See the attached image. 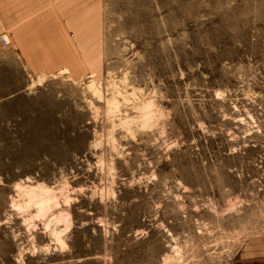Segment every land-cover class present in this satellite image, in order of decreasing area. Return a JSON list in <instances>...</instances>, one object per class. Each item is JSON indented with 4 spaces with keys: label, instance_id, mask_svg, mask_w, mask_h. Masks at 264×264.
Here are the masks:
<instances>
[{
    "label": "rangeland",
    "instance_id": "374dc122",
    "mask_svg": "<svg viewBox=\"0 0 264 264\" xmlns=\"http://www.w3.org/2000/svg\"><path fill=\"white\" fill-rule=\"evenodd\" d=\"M50 2L86 18L0 102V264H231L264 234V0Z\"/></svg>",
    "mask_w": 264,
    "mask_h": 264
},
{
    "label": "crops",
    "instance_id": "0c3cea01",
    "mask_svg": "<svg viewBox=\"0 0 264 264\" xmlns=\"http://www.w3.org/2000/svg\"><path fill=\"white\" fill-rule=\"evenodd\" d=\"M50 1L54 0H0V34L10 41L8 46L0 41V102L28 90L31 77L41 72L40 66L54 65L50 60H55L57 44L64 40L66 11H72L68 17L73 26L79 19L83 25L86 15L81 16L79 8ZM93 30L96 35V26ZM65 69H70L67 64L59 73ZM231 264H264V234L247 238Z\"/></svg>",
    "mask_w": 264,
    "mask_h": 264
},
{
    "label": "bare ground",
    "instance_id": "6f19581e",
    "mask_svg": "<svg viewBox=\"0 0 264 264\" xmlns=\"http://www.w3.org/2000/svg\"><path fill=\"white\" fill-rule=\"evenodd\" d=\"M5 37L7 38V36L5 35ZM97 83L95 81H91L90 85H87V87H89L90 89H92V92L97 95V98L99 96V98L101 97V93H100V89L99 87H97L96 85ZM114 87V86H113ZM116 87V86H115ZM134 93V92H133ZM127 97V96H126ZM127 99V98H124ZM109 103V111H113V109L117 108L118 106V100L114 97H110V100H108ZM150 103V104H149ZM108 105V104H107ZM146 105V104H145ZM143 106V112L145 111V113L142 114V116L145 119V123H144V119L142 120L143 123L145 125H147L146 123H150L151 119L153 120V113L150 110V106H151V102H148L146 106ZM149 106V107H148ZM138 107V106H137ZM122 119H120L121 121ZM134 120V119H133ZM128 121V120H125ZM124 121V123H125ZM130 121V120H129ZM123 122V121H122ZM121 122V124H122ZM131 122V121H130ZM127 124V123H125ZM144 125V126H145ZM128 126V125H127ZM129 129V128H128ZM18 188L20 189L19 192L23 195V197L25 198L24 200V207L27 209V207L31 204L36 205V207L38 208V212L37 213H44L46 208L48 207V205L50 204V202H52V200L56 199L57 197L54 196V194L52 193V190L43 184H37V185H32V184H24V185H19ZM56 197V198H55ZM16 204V203H15ZM21 205V203H20ZM19 207V206H18ZM22 208V207H21ZM54 232V231H53ZM57 235V240L61 241L62 238L59 237L58 234ZM212 252V251H211ZM171 258L168 259V261H166L165 264H170V262H172ZM176 260V259H175ZM174 260V261H175ZM170 261V262H169Z\"/></svg>",
    "mask_w": 264,
    "mask_h": 264
},
{
    "label": "built area",
    "instance_id": "2783aa9c",
    "mask_svg": "<svg viewBox=\"0 0 264 264\" xmlns=\"http://www.w3.org/2000/svg\"><path fill=\"white\" fill-rule=\"evenodd\" d=\"M0 41L3 46H8L10 44V41L5 37V34H0Z\"/></svg>",
    "mask_w": 264,
    "mask_h": 264
}]
</instances>
